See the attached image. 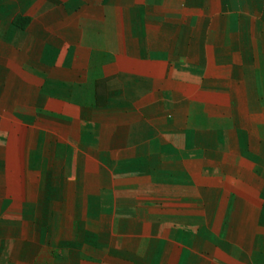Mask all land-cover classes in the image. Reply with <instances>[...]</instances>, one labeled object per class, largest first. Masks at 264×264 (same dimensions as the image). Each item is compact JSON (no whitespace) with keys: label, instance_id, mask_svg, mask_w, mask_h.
<instances>
[{"label":"crops","instance_id":"obj_1","mask_svg":"<svg viewBox=\"0 0 264 264\" xmlns=\"http://www.w3.org/2000/svg\"><path fill=\"white\" fill-rule=\"evenodd\" d=\"M0 264H264V0H0Z\"/></svg>","mask_w":264,"mask_h":264}]
</instances>
